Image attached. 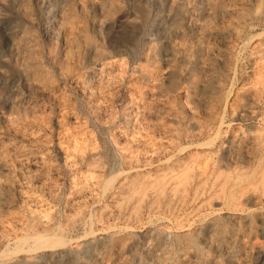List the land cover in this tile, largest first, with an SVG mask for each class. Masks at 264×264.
<instances>
[{
  "label": "rangeland",
  "instance_id": "obj_1",
  "mask_svg": "<svg viewBox=\"0 0 264 264\" xmlns=\"http://www.w3.org/2000/svg\"><path fill=\"white\" fill-rule=\"evenodd\" d=\"M263 140L264 0H0V264H264Z\"/></svg>",
  "mask_w": 264,
  "mask_h": 264
},
{
  "label": "bare ground",
  "instance_id": "obj_2",
  "mask_svg": "<svg viewBox=\"0 0 264 264\" xmlns=\"http://www.w3.org/2000/svg\"><path fill=\"white\" fill-rule=\"evenodd\" d=\"M261 133H263V132H261ZM259 136H260V135H259ZM263 141H264V140H263ZM164 175H165V174H164ZM199 175H200V174H199ZM161 176H163V175H161ZM201 176H202V175H201ZM164 177H165V176H164ZM168 177H169V175H168ZM172 177H173V176H172ZM163 179H164V178H163ZM167 179H168V178H167ZM187 179H188V178L185 177V180H187ZM170 180H171V179H170ZM183 180H184V179H183ZM189 180H190V179H189ZM155 181H157V180H155ZM161 181H162V179H161ZM168 181H169V180H168ZM164 182H165V181H164ZM164 182H163V183H164ZM148 183H149V182H148ZM158 183H159V182H158ZM158 183H157V184H158ZM148 185H149V184H148ZM150 185H151V183H150ZM152 185H153V184H152ZM159 185H160V183H159ZM170 185H171V184H170ZM172 186H173V185H172ZM172 186H170V187H172ZM128 187H129V185H128ZM128 187H127V188H128ZM146 187H147V186H146ZM160 187H161V186H160ZM160 187L157 186L156 189H157V188L159 189ZM124 188H125V187H124ZM124 188H123V189H124ZM162 188H163V186H162ZM156 189H155V190H156ZM160 189H161V188H160ZM160 189H159V191H160ZM146 190H147V189H146ZM149 190H150V189H149ZM195 190H196V189H195ZM144 191H145V190H144ZM147 191H148V190H147ZM157 191H158V190H157ZM156 193H158V192H156ZM143 194H144V192H143ZM43 234H46V232L43 233ZM29 237H30V236H29ZM34 237H35V236H34ZM49 237H50V236H49ZM20 238H21V237H20ZM24 238H25V237H24ZM25 239H26V238H25ZM35 239H36V238H35ZM51 239H52V238H51ZM19 240H20V239H19ZM36 240H37V239H36ZM56 240H57V238H56ZM17 241H18V239H17ZM52 241H53V240H52ZM45 242H49V240H44V244H46ZM54 242H56V241H54ZM54 242H53V243H54ZM58 242H59V240H58ZM40 243L42 244L43 242H40ZM16 244H17V243H16ZM37 244H38V243H37ZM50 244H51V243H50ZM53 245H54V244H53ZM42 246H43V245H42ZM44 246H45V245H44ZM30 248H31V247H30ZM46 248H49V247L47 246ZM22 249H23V248H22ZM26 249L29 250V248H25V251H26ZM27 252H28V251H27Z\"/></svg>",
  "mask_w": 264,
  "mask_h": 264
}]
</instances>
